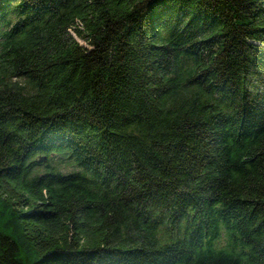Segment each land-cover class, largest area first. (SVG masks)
Masks as SVG:
<instances>
[{
	"label": "trees",
	"instance_id": "obj_1",
	"mask_svg": "<svg viewBox=\"0 0 264 264\" xmlns=\"http://www.w3.org/2000/svg\"><path fill=\"white\" fill-rule=\"evenodd\" d=\"M0 264H264V0H0Z\"/></svg>",
	"mask_w": 264,
	"mask_h": 264
},
{
	"label": "rangeland",
	"instance_id": "obj_2",
	"mask_svg": "<svg viewBox=\"0 0 264 264\" xmlns=\"http://www.w3.org/2000/svg\"><path fill=\"white\" fill-rule=\"evenodd\" d=\"M57 160H58V158H56L55 160L49 162L50 165H51V166H54L55 163H57ZM58 166L60 167L61 172H64V173H67V172H69V171H71V170H72V171L75 170L74 168H72V166H70V165H68V164H67L66 166H62L60 163H58Z\"/></svg>",
	"mask_w": 264,
	"mask_h": 264
}]
</instances>
